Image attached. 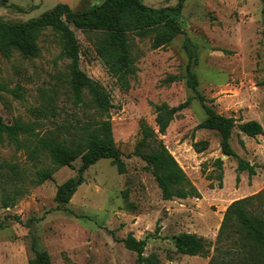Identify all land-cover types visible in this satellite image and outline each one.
<instances>
[{
    "label": "rangeland",
    "instance_id": "obj_1",
    "mask_svg": "<svg viewBox=\"0 0 264 264\" xmlns=\"http://www.w3.org/2000/svg\"><path fill=\"white\" fill-rule=\"evenodd\" d=\"M103 1L0 0V19L19 23L39 17L59 3L80 10ZM143 2L161 8L178 0ZM181 24L186 33L163 48H153L149 36L140 39L131 32V54L138 71L127 76L97 51L100 34L71 24L80 44L81 69L100 86L109 101L107 111L90 102L89 89L86 103L75 102L68 83L70 60L59 56L60 40L51 29L39 39L38 57L25 58L14 52L7 58L0 53V115L6 123L22 122L34 129L21 134L20 142L0 136V264H28L34 256L33 240L50 253L52 264H136V252L122 242L130 232L146 240L145 255L155 252L160 264H208L213 256L234 264H262L257 250H251L255 255L251 260L249 252L236 251L230 239L217 241L222 223L218 224V211L264 191V186L250 194L249 177L237 182L234 157H223L221 178V169L215 164L223 156L220 137L214 130H195L206 113L186 83L189 53L184 42L188 36L197 45L199 90L220 112V103L214 101L231 92L232 83L248 81L246 91L255 90V83L264 80V2L187 0ZM171 74L179 79L164 82ZM188 98L190 105L161 133L152 104L177 106ZM102 119L109 121L125 171L120 172L112 158L100 159L85 171V181L66 209H57V186L78 175L82 159L71 166H56L39 140L50 131L60 132L69 141L80 140L81 126L92 128ZM240 124L234 129L232 146L243 158L255 157L262 177L264 164L253 148L264 149V137L255 140L248 136L247 149ZM144 128L151 132L146 139L152 143L144 149L164 145L188 178L184 186L196 189V196L163 198L152 167L147 169L148 163L135 154ZM42 168H54L55 179L33 183ZM260 203L255 202L256 209L258 205L264 208ZM194 230L211 243L209 256L176 251L174 237Z\"/></svg>",
    "mask_w": 264,
    "mask_h": 264
},
{
    "label": "trees",
    "instance_id": "obj_2",
    "mask_svg": "<svg viewBox=\"0 0 264 264\" xmlns=\"http://www.w3.org/2000/svg\"><path fill=\"white\" fill-rule=\"evenodd\" d=\"M187 0H178L175 5L154 8L146 5L143 0H104L100 4L75 10L66 3H59L39 17L31 18L19 23H9L0 19V53L4 57H11L14 52H19L25 58L40 56L41 46L39 39L45 30L54 31L60 40L61 51L59 56L70 60L68 83L72 96L77 104L86 103L85 91L89 89L92 94L90 102L101 111L109 109V101L80 66V44L71 24L82 31H93L100 34L96 46L100 55L112 60L124 76L134 75L138 71L131 54V32L142 38L150 37L153 48H163L170 44L178 35L185 34L181 24L182 11ZM264 2V0H262ZM4 3V2H3ZM185 49L189 53V61L186 65V83L199 99L206 118L196 127L217 132L220 137L221 152L228 157L237 160L236 180L240 181V173L248 171L249 177L257 174V165L240 156L231 143L234 129L238 122L234 117H228L219 113L214 107L213 100L207 98L199 90V79L195 72V66L199 64V51L195 43L188 36L184 42ZM177 75H169L164 82L177 81ZM264 85V80L261 82ZM191 99L177 106L168 103H153L156 112V120L159 131L165 133L170 122L178 112L190 105ZM241 131L249 136L264 135L263 125L255 119L244 121ZM80 140L69 137H61V133L50 131L40 138V145L47 150L56 166H71L73 162L81 158L82 164L78 169V175L68 178L57 186L55 199L59 206L57 209H66L78 187L85 181V171L102 158H112L120 172L125 171L124 162L121 159L122 152L116 147L112 129L107 119H102L94 127L81 126ZM143 129L144 138L136 147L135 154L145 160L153 169V173L161 189L164 199L174 197L187 198L196 196L197 190L185 187L188 178L179 168L175 158L164 145L145 150L144 147L152 145L146 137H151V132ZM30 124L15 122L6 123L0 115V136L6 135L11 141L20 142L19 136L24 133H33ZM244 144V142H242ZM215 164L222 169L224 160L218 157ZM54 168H42L36 172L33 183L42 184L47 180H54ZM220 187H223L222 183ZM259 201L264 206V191L252 196L233 201L225 210L218 242L222 243L230 239L235 245L234 249L249 252L257 250L259 260L264 264V208H255V202ZM262 204V205H261ZM5 206L8 203L5 202ZM19 221L21 219L17 217ZM3 224H0L2 226ZM158 229V228H157ZM125 247L136 252V264H160V258L153 252L145 255L146 240L138 239L132 232L122 239ZM174 244L178 253L186 255L209 256L211 243L201 235L194 232L183 231L174 237ZM32 248L34 256L28 264H52L50 253L41 249L33 240ZM220 251V246L217 247ZM229 252V250H228ZM208 264H234L232 260L218 259L213 256Z\"/></svg>",
    "mask_w": 264,
    "mask_h": 264
},
{
    "label": "crops",
    "instance_id": "obj_3",
    "mask_svg": "<svg viewBox=\"0 0 264 264\" xmlns=\"http://www.w3.org/2000/svg\"><path fill=\"white\" fill-rule=\"evenodd\" d=\"M245 86H248V81L246 80H241L239 83H232V86L228 90L231 92H227L214 101L217 104L220 103L219 113L224 114L228 117L236 118L238 123H243L244 121L255 119L258 120L264 127V85L255 83V90L248 89L246 91L244 90ZM247 137V135L243 136V141L246 148L249 149L250 147L247 141ZM260 137H264V135H257L253 138L255 140H261ZM259 146H262V143H259ZM253 151L254 154L256 153L255 155H258V161L264 164V149H257L256 151L255 148H253ZM223 157L228 156L223 154L222 159ZM245 159L250 161L251 164L257 165L255 157H248V159ZM257 166V174L253 175L251 178L249 177L248 171H242L240 173L241 180H244L245 178L247 179L249 177L251 183L249 185L251 186V190L249 192L250 194L257 192L261 187L264 186V172L263 176L260 177V171L258 170L259 165ZM225 209L226 208H223L222 210L218 211V224H220L222 221ZM192 232L204 236L200 231L194 230Z\"/></svg>",
    "mask_w": 264,
    "mask_h": 264
},
{
    "label": "water",
    "instance_id": "obj_4",
    "mask_svg": "<svg viewBox=\"0 0 264 264\" xmlns=\"http://www.w3.org/2000/svg\"><path fill=\"white\" fill-rule=\"evenodd\" d=\"M263 33H264V31H263Z\"/></svg>",
    "mask_w": 264,
    "mask_h": 264
}]
</instances>
